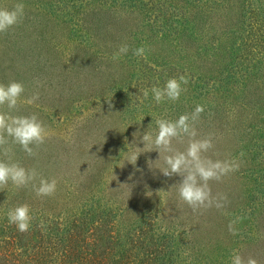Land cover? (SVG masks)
Listing matches in <instances>:
<instances>
[{
	"label": "rangeland",
	"instance_id": "1",
	"mask_svg": "<svg viewBox=\"0 0 264 264\" xmlns=\"http://www.w3.org/2000/svg\"><path fill=\"white\" fill-rule=\"evenodd\" d=\"M17 3L23 22L0 33V84L22 83V101L39 92L11 114H36L51 135L35 157L10 141L9 157L58 183L53 197L11 183L0 189V264H232L233 253L264 264V0L0 7ZM125 44L128 53L114 60ZM142 46L146 58L133 55ZM181 75L189 83L180 99L157 104L150 89ZM197 105L200 137L214 138L209 155L240 167L211 182L226 206L194 213L171 188L180 178L159 171L165 154L139 153L133 133L155 134L158 118L176 120ZM174 147L183 151L186 141ZM22 204L34 217L26 233L7 219Z\"/></svg>",
	"mask_w": 264,
	"mask_h": 264
},
{
	"label": "clouds",
	"instance_id": "2",
	"mask_svg": "<svg viewBox=\"0 0 264 264\" xmlns=\"http://www.w3.org/2000/svg\"><path fill=\"white\" fill-rule=\"evenodd\" d=\"M25 5L17 3L11 9L0 7V33H6L23 22L25 15ZM129 51L128 46L122 45L119 51L114 54L113 59H118L121 55H126ZM145 47H139L133 50V55L146 58ZM189 78L181 75L177 78H170L164 86L152 87L150 89L153 99L157 104L164 101L177 102L186 86ZM25 94V86L16 81L0 84V109L6 107L7 112L0 110V152L9 157L12 152L9 143L19 145L20 148L30 157H35L37 150L45 144L51 135L49 129L38 118L36 114L32 115H12L17 110L20 103L34 104L40 99L39 92H35L26 101H22ZM149 89L143 91V97L147 99ZM112 105L109 104V108ZM204 107L197 105L190 114L180 115L176 120L158 118L155 123L157 131L155 134L146 131L141 137L139 131L133 133L135 138L140 137L139 142L144 145L143 148H137L139 153L155 151L164 153V167L159 170L164 177H179V181L171 186L175 188L179 199L187 204L195 213L201 210H208L213 207L222 209L228 203L226 194H213L211 182H221L224 177L238 171L240 164L237 160L213 159L209 153L214 148L213 136L208 135L200 137L196 123L203 113ZM150 127V125L148 126ZM174 141L185 143L183 151L174 147ZM140 154H132L131 159L137 161ZM158 159V160H159ZM9 183L17 189L28 188L35 192L37 197H53L57 191V180L42 177L35 168H25L17 162L0 160V189L6 188ZM124 185V184H121ZM7 219L10 225H15L21 233L28 232L34 220L31 209L27 204L16 206L9 209ZM236 221L229 224V232L237 235L234 228ZM39 227L43 228V221ZM232 264H258V261L252 257L244 258L239 253H233Z\"/></svg>",
	"mask_w": 264,
	"mask_h": 264
},
{
	"label": "trees",
	"instance_id": "3",
	"mask_svg": "<svg viewBox=\"0 0 264 264\" xmlns=\"http://www.w3.org/2000/svg\"><path fill=\"white\" fill-rule=\"evenodd\" d=\"M65 231H67V230H64V232ZM57 238L59 237V235L57 234V236H56ZM61 242L63 243L64 242V240H63V238H61ZM66 245H67V243H65Z\"/></svg>",
	"mask_w": 264,
	"mask_h": 264
}]
</instances>
